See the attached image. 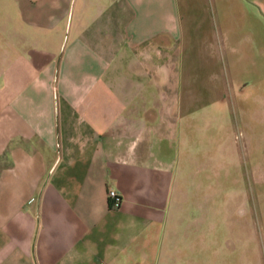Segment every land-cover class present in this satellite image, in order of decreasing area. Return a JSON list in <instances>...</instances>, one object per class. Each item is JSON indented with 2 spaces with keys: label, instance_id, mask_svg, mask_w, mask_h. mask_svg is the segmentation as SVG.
Returning a JSON list of instances; mask_svg holds the SVG:
<instances>
[{
  "label": "crops",
  "instance_id": "crops-1",
  "mask_svg": "<svg viewBox=\"0 0 264 264\" xmlns=\"http://www.w3.org/2000/svg\"><path fill=\"white\" fill-rule=\"evenodd\" d=\"M189 7L0 0V264H205L215 198H203L178 132L217 40ZM249 7L264 21V0ZM263 74L249 95L264 110ZM252 164L263 246L249 264H264V165Z\"/></svg>",
  "mask_w": 264,
  "mask_h": 264
},
{
  "label": "rangeland",
  "instance_id": "rangeland-1",
  "mask_svg": "<svg viewBox=\"0 0 264 264\" xmlns=\"http://www.w3.org/2000/svg\"><path fill=\"white\" fill-rule=\"evenodd\" d=\"M189 2L191 11L207 14L204 39L217 40L215 51L208 45L196 63L193 89L203 90L196 95L199 109L189 111L178 132L182 151L194 153L188 167L205 184L203 198H215L216 216L204 221L205 264H249L253 250L263 246L260 222L253 221L262 206L253 205L249 175L254 160L264 165V110L259 95L249 90L259 87L264 73V21L249 0ZM230 46L243 54L230 56ZM193 256L196 261L197 253Z\"/></svg>",
  "mask_w": 264,
  "mask_h": 264
},
{
  "label": "built area",
  "instance_id": "built-area-1",
  "mask_svg": "<svg viewBox=\"0 0 264 264\" xmlns=\"http://www.w3.org/2000/svg\"><path fill=\"white\" fill-rule=\"evenodd\" d=\"M108 199H109V201L111 203V206L113 208H118L119 207V205L121 203V197L116 191L110 190L108 192Z\"/></svg>",
  "mask_w": 264,
  "mask_h": 264
}]
</instances>
